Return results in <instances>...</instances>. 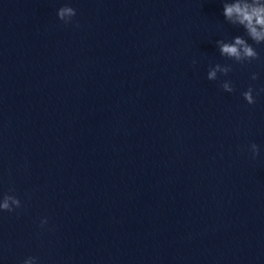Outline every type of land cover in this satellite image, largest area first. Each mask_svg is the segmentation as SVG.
Segmentation results:
<instances>
[{
  "label": "clouds",
  "instance_id": "1",
  "mask_svg": "<svg viewBox=\"0 0 264 264\" xmlns=\"http://www.w3.org/2000/svg\"><path fill=\"white\" fill-rule=\"evenodd\" d=\"M222 9L225 21L233 26L242 27L244 36L237 35L230 41L225 39L216 40L215 44L220 55L240 65L260 60V54L253 44L257 46L264 45V0H224ZM76 14V10L67 4L60 7L57 11L58 19L64 24L72 23ZM249 40L252 43H249ZM196 63L195 60L192 61L193 66ZM232 70L231 64L222 65L216 63L214 66L209 67L207 79L215 81L218 79V73L227 76ZM250 79L252 81L258 80V73H252ZM221 88L227 93L236 91L230 80L223 81ZM262 93H264V87L256 89L253 85H249L248 89L242 93V96L248 105H254L256 97ZM248 147L253 159L259 156L260 147L255 142ZM14 191V189H9V193ZM21 206L20 199L14 194L6 193L0 197V212L12 213ZM46 224L47 219H42L40 227L43 228ZM22 264H38V259L37 257L29 256L22 261Z\"/></svg>",
  "mask_w": 264,
  "mask_h": 264
}]
</instances>
